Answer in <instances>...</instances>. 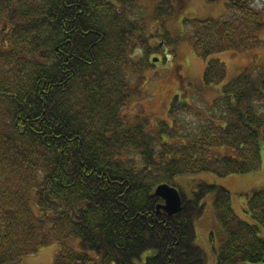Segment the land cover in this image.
Instances as JSON below:
<instances>
[{
    "label": "trees",
    "instance_id": "obj_1",
    "mask_svg": "<svg viewBox=\"0 0 264 264\" xmlns=\"http://www.w3.org/2000/svg\"><path fill=\"white\" fill-rule=\"evenodd\" d=\"M136 0H0V264L58 244L53 264H206L195 223L212 194L225 234L215 264H264V189L233 210L230 192L179 176L228 177L256 170L264 149V72L244 70L223 85L206 118L176 98L170 121L147 128L122 110L141 94L152 63L149 24ZM227 17L185 18L202 58L262 45L260 11L229 0ZM172 15L171 0L155 7ZM163 26V24H162ZM166 42L170 39L165 31ZM184 38V39H185ZM209 58L206 85L225 79ZM229 147L237 156L221 155ZM176 187L181 210L167 214L153 191ZM32 192L40 211L30 207ZM78 238L81 251L66 241Z\"/></svg>",
    "mask_w": 264,
    "mask_h": 264
},
{
    "label": "rangeland",
    "instance_id": "obj_2",
    "mask_svg": "<svg viewBox=\"0 0 264 264\" xmlns=\"http://www.w3.org/2000/svg\"><path fill=\"white\" fill-rule=\"evenodd\" d=\"M160 1L136 0L139 4L136 12L140 13L144 9L147 19L161 21L156 24L150 23L147 33L155 35L153 39L157 40L161 39V36L156 34L157 30L167 31L170 39L167 49L168 52L173 50V55L168 59L164 51L161 53L163 57H150L153 65L145 71V83L141 87V94L130 99L122 110L123 114L129 115L131 121L146 120L147 128L155 126L159 119L170 121L169 108L175 95L180 102L188 104L194 114L206 118L214 100L221 96L224 84L244 70L264 72V0H249L255 9L260 11L263 27L258 37L262 45L245 52L223 51L211 55L209 58L219 59L224 64L226 76L223 81L210 85L203 82V73L209 58H202L188 45L182 22L185 18L227 17L231 14L227 5L229 0H171L174 5L173 14L167 15L163 11L157 15L155 7ZM218 152L221 155L237 156L236 151L229 147L219 148ZM261 154V166L256 170L221 178L207 173L179 176L176 181L183 184L186 192H190L192 185L201 180L226 188L231 194L234 212L242 220L251 224L254 221L244 211L243 204L253 189H264V149ZM213 200L212 194L206 195L203 214L195 223L196 243L205 252L206 264H215L218 251L225 239V234L214 217ZM30 207L35 216L40 215L34 192H32ZM260 235L264 239V226L260 230ZM66 244L75 251L82 250L78 238H71L66 241ZM58 249L57 243L44 246L37 253L23 258L17 264H53ZM88 253L92 257L91 264H99L98 256L93 252ZM236 264L260 263L238 262Z\"/></svg>",
    "mask_w": 264,
    "mask_h": 264
},
{
    "label": "water",
    "instance_id": "obj_3",
    "mask_svg": "<svg viewBox=\"0 0 264 264\" xmlns=\"http://www.w3.org/2000/svg\"><path fill=\"white\" fill-rule=\"evenodd\" d=\"M153 194L162 200V203L156 206L157 210L161 209L167 214H173L181 210V195L176 187L161 183L155 187Z\"/></svg>",
    "mask_w": 264,
    "mask_h": 264
},
{
    "label": "flooded vegetation",
    "instance_id": "obj_4",
    "mask_svg": "<svg viewBox=\"0 0 264 264\" xmlns=\"http://www.w3.org/2000/svg\"><path fill=\"white\" fill-rule=\"evenodd\" d=\"M181 1H183V0H181ZM161 33H162V35H161ZM156 34H157L158 36H161V39L154 40L153 38H154L155 35H152L151 39L148 40V44L150 45V48H151V50H152V54L149 56V59H150L151 56L163 57V55H162L161 53L164 52V51H166V54H167L168 57H169L168 59H170L171 56L173 55V50H171V51L169 50V52H168V49H167L168 44H167V42H166V39H164L166 33L163 32V30H162V31L157 30V33H156ZM166 57H167V56H166ZM154 59H155V58H154ZM153 62H154V61H153ZM151 63H152V62H151ZM152 65H153V64H152ZM174 98H176L177 102H180V101L178 100V98H177V95H175ZM174 98H173V100H174ZM173 100H172V101H173Z\"/></svg>",
    "mask_w": 264,
    "mask_h": 264
}]
</instances>
